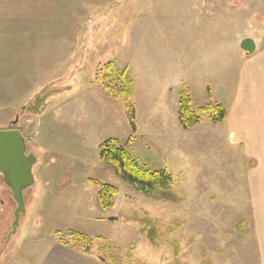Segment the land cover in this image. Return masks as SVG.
I'll return each instance as SVG.
<instances>
[{
  "label": "rangeland",
  "instance_id": "obj_1",
  "mask_svg": "<svg viewBox=\"0 0 264 264\" xmlns=\"http://www.w3.org/2000/svg\"><path fill=\"white\" fill-rule=\"evenodd\" d=\"M208 1L0 0V130L9 128L18 116L17 129L32 137L39 120L38 113L44 110V106H50L48 98L52 97V88H47V95L43 96L40 91L31 102L28 99L22 104L12 105L1 99L6 92L3 79L4 32L20 34L14 35L17 39L25 36L35 39L43 32H71L70 45L75 32L80 36L76 39L78 53L85 45L89 47L90 41L94 49L97 48L90 52L92 64L89 70L94 73V79H100L99 72L108 71V67L114 76L124 72L129 85L128 100L114 101V104L118 103L117 112L115 115L112 113L113 125L109 128L117 138L108 136L100 144L114 139L141 167L149 171L165 170L172 177L168 190L144 195L116 177L109 166L98 160L93 164L92 158L88 157L91 156L89 150L85 158H42L44 161L38 162L44 167L48 164L44 175L40 176L42 183H36L30 193L29 190L26 192L28 213L20 216L17 230L10 236L16 203L0 178V264H33L42 257L51 242H59V237L69 240L66 236L69 232L88 236L90 250L87 253L94 264H257L255 252L251 258L250 241L239 245L236 235L232 234V230L242 229L243 221H232L236 216L232 215V160L235 158L224 136V117L213 121L207 111L200 110V103L205 102L196 103L194 99L199 93L195 84L208 74L197 67L200 57L197 48L194 51L188 49L189 69L184 71V78L191 88L183 86L178 96H175V87L169 85L157 96L140 91V108L136 117L138 104L133 96L132 71L137 72L140 84L146 83L145 72L133 68L136 30L159 33H154L151 43L153 48L163 49L156 56L161 63L175 64L177 56L187 58L186 50L178 55L181 43L171 47L167 45V40L172 32L183 29L182 23L186 18L194 34L214 30L220 35L221 55L228 48L229 52L232 51L235 44L232 17H229L231 11L236 13L240 22L238 30L244 26L249 14L258 18L264 15V0H235L232 10L230 0H220L216 6L219 15L208 18L207 13V16L201 15L197 10ZM149 25H152L151 29ZM89 32H94L93 36ZM146 41L149 43V40ZM13 46L21 48L20 44L13 43ZM140 47L148 46L143 43ZM232 57L234 60L233 51ZM220 58L221 66H225L228 63L227 53ZM99 61L102 65L98 64ZM60 70H64L62 64ZM149 72L146 79L162 76L157 69ZM221 73V80H229L236 71ZM58 91L55 89L56 93ZM182 92L190 100L192 113L200 117L188 128H183L178 120L180 107L174 110V98L180 100ZM93 101L95 105L88 104L92 114L99 102ZM130 105L133 123L128 114ZM68 106L69 99L64 97L54 101L49 109L67 110ZM68 120L62 122L67 123ZM219 122L221 124L211 125ZM177 124L180 126L177 127ZM137 127L139 132L134 138ZM100 144L94 143V146L99 148ZM208 146L220 149L210 150ZM28 147L31 150V145ZM33 171L36 173L35 169ZM60 172L63 175L61 180ZM90 180L117 187L113 207L105 210L99 207L98 185ZM36 193H39L38 197ZM31 251L34 254L32 259L29 257ZM99 257L105 261H99Z\"/></svg>",
  "mask_w": 264,
  "mask_h": 264
},
{
  "label": "crops",
  "instance_id": "obj_2",
  "mask_svg": "<svg viewBox=\"0 0 264 264\" xmlns=\"http://www.w3.org/2000/svg\"><path fill=\"white\" fill-rule=\"evenodd\" d=\"M219 2L220 0H209L206 5L202 4L203 7L197 10H200L198 12L201 15L207 13L208 18L213 15L218 16L219 9L216 6ZM230 2L228 4L232 10V5L234 6L236 2L235 0H230ZM217 11L218 13H215ZM229 15L232 17V32L235 38L232 49L235 59L233 60L232 51L231 53L228 51L230 48L225 50L222 53H227L228 63L225 66H221L220 35L214 30L194 34L193 30L189 29L187 18L182 23L183 29L180 32H172V36L167 40V45L171 47L181 43V47L177 49L178 55L186 50L187 58L184 59L182 55L177 56L175 64L161 63L160 58L156 56L163 50L158 47L153 48L154 44H151L154 41V33L157 32L136 30L137 39L133 43V68L145 72L146 83L140 84L136 76L137 72L132 71L134 74L133 96L138 104L136 113L138 118L140 91L148 94L154 93L157 96L163 93V89L169 85L175 87V96H178L183 86H188L190 89L189 82L184 78V71L189 69L188 49L192 48L194 51L197 48L199 50L200 57L198 66H196L208 74L204 75L198 84H195L198 85L199 93L194 99L196 103L205 102L200 103V110L203 112L209 104L223 106L225 109L224 136L234 152L232 154L235 158L234 161L232 160V185L234 186L232 215L236 216L232 218V221H236L234 223L243 221V227L236 229L238 231L235 232L232 230V234L236 235V242L239 245L249 240L251 258L255 252L254 259L257 264H264V15L258 18L249 14L244 26L240 24L243 27L239 30L237 24L240 22L237 21L236 13L231 11ZM148 28L151 29L152 25ZM248 30L249 34H247ZM4 34L3 79L6 92L4 98L1 99L12 105L22 104L28 99L31 102L40 91L43 96L47 95V88H52V97L48 98V105L51 106L54 101L62 100L64 97L69 99L67 110L58 108L60 110L58 111V109H49L50 106L47 108L44 106V110L38 113L37 126L28 141V146L31 145V151L36 155V162L32 167L35 184L42 183L40 176L44 175L48 168V164L44 167L38 162L39 160L43 162L42 158L45 160L63 158V156L85 158L89 150L91 156L88 157L92 158V163L95 164L99 151L94 143L100 144L108 136L117 138L112 134L109 125H113L112 113L115 115L118 104H114V101L118 99L110 97L102 88L100 79H94V73L92 74V70H89L92 64L90 52L94 49L93 42L90 41V46L85 45L78 53L76 39L80 36L75 32L72 34V45H70L71 32L65 34L43 32L35 39L33 36V38L25 36L17 39L16 36L20 34L13 32H4ZM93 34L94 32H89L90 36ZM246 37L253 39L255 43V50L251 54L244 53L238 45ZM63 39L67 41H62ZM193 39L195 41L192 44ZM146 40H149V43ZM13 43L20 44L21 48L14 47ZM143 43L148 47L141 48L140 44ZM100 63L99 61L98 64ZM61 64L63 72L60 70ZM155 69L161 72L162 76L159 78L149 76L146 79L149 71ZM230 70L236 71L235 75L233 74L229 80H221V72ZM55 89L57 91L59 89L58 93ZM188 92L193 94V92ZM177 98H174V110L180 107L179 98L178 100ZM93 99L99 102H97L96 111L92 114L88 104L95 105ZM66 119H69L67 123H63L62 121ZM136 124L138 125L137 121ZM219 124L221 122L211 123V125ZM178 126L180 125L177 124ZM138 129L137 127L136 132L133 133L134 138L137 137ZM105 134L110 135L105 136ZM135 147L133 146L134 150H136ZM213 147L208 146L207 149H220V147ZM62 177L60 172V180ZM36 194L38 197L39 193ZM26 213H28L27 209ZM77 252L80 251L64 246L60 242H51L42 257L40 256L33 264H94L92 257ZM33 256V251H31L29 257Z\"/></svg>",
  "mask_w": 264,
  "mask_h": 264
},
{
  "label": "trees",
  "instance_id": "obj_3",
  "mask_svg": "<svg viewBox=\"0 0 264 264\" xmlns=\"http://www.w3.org/2000/svg\"><path fill=\"white\" fill-rule=\"evenodd\" d=\"M107 70L99 72L102 88L110 97L127 101L130 91L125 73L121 72L114 76L108 67ZM186 95L185 92H182L179 100L178 120L183 128H188L200 119L199 114L192 113L189 108L190 100L188 101L185 98ZM130 107L131 105L128 106V114L131 123H133V110ZM205 109L213 121H220L225 115V109L219 104H209ZM98 151L99 162L109 166L116 177L141 194L152 195L159 190H168L172 185V177L165 170L149 171L141 167L127 150L114 139H107L102 142ZM90 181L98 185L97 198L99 207L103 210L113 207L114 197L118 193L117 187L109 183ZM66 236L69 240L59 237V242L62 245L80 251L83 254H89L87 253L90 250L89 246H87L89 238L86 234L69 232L66 233ZM98 259L99 261H105L104 258L100 259L99 257Z\"/></svg>",
  "mask_w": 264,
  "mask_h": 264
},
{
  "label": "water",
  "instance_id": "obj_4",
  "mask_svg": "<svg viewBox=\"0 0 264 264\" xmlns=\"http://www.w3.org/2000/svg\"><path fill=\"white\" fill-rule=\"evenodd\" d=\"M239 46L246 54L255 50L254 40L249 37L243 38ZM17 121L18 116L12 124ZM28 140L30 136H24L16 128L0 130V178L16 203L9 236L16 232L20 216L26 211L25 194L35 184L32 167L36 162V155L27 150Z\"/></svg>",
  "mask_w": 264,
  "mask_h": 264
},
{
  "label": "flooded vegetation",
  "instance_id": "obj_5",
  "mask_svg": "<svg viewBox=\"0 0 264 264\" xmlns=\"http://www.w3.org/2000/svg\"><path fill=\"white\" fill-rule=\"evenodd\" d=\"M13 128H18V127H16V124H12L10 127H9V129H13ZM6 129H8V128H6ZM24 136H26L25 134H24ZM28 151H31L30 150V148L28 147ZM9 191V190H8ZM10 192V191H9ZM29 193H30V190H29ZM10 194H11V192H10ZM11 196H12V194H11ZM13 199V198H12ZM25 202H26V200H25ZM26 213V212H25Z\"/></svg>",
  "mask_w": 264,
  "mask_h": 264
},
{
  "label": "bare ground",
  "instance_id": "obj_6",
  "mask_svg": "<svg viewBox=\"0 0 264 264\" xmlns=\"http://www.w3.org/2000/svg\"><path fill=\"white\" fill-rule=\"evenodd\" d=\"M9 129V128H8Z\"/></svg>",
  "mask_w": 264,
  "mask_h": 264
}]
</instances>
